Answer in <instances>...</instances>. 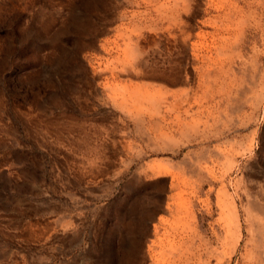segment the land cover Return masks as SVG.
Listing matches in <instances>:
<instances>
[{
    "label": "rangeland",
    "instance_id": "rangeland-1",
    "mask_svg": "<svg viewBox=\"0 0 264 264\" xmlns=\"http://www.w3.org/2000/svg\"><path fill=\"white\" fill-rule=\"evenodd\" d=\"M253 202L264 0H0V264H264Z\"/></svg>",
    "mask_w": 264,
    "mask_h": 264
},
{
    "label": "bare ground",
    "instance_id": "bare-ground-1",
    "mask_svg": "<svg viewBox=\"0 0 264 264\" xmlns=\"http://www.w3.org/2000/svg\"><path fill=\"white\" fill-rule=\"evenodd\" d=\"M222 7V6H221ZM223 8V7H222ZM220 9V8H219ZM230 9V8H229ZM234 11V10H233ZM225 13V12H224ZM228 14V13H227ZM231 14V13H230ZM232 15V14H231ZM230 15V16H231ZM226 16V15H225ZM224 19V18H223ZM225 20H227L226 19V17H225ZM160 21V20H159ZM179 21V20H178ZM228 21V20H227ZM223 22V21H222ZM226 22V21H225ZM155 23V22H154ZM230 23V22H229ZM231 24V23H230ZM148 26V25H147ZM155 26H156V24H155ZM182 26V25H181ZM184 26V25H183ZM217 26H218V24H217ZM226 26V25H225ZM229 26V25H228ZM233 26V25H232ZM149 27V26H148ZM150 28V27H149ZM153 28V27H152ZM155 29H156V27H155ZM224 29V28H223ZM229 36V35H228ZM225 40V39H224ZM216 43V42H215ZM136 46V45H135ZM134 46V47H135ZM133 51V50H132ZM142 52V51H141ZM132 53V52H131ZM133 53H135V52H133ZM132 53V54H133ZM131 54V55H132ZM130 55V56H131ZM147 55V54H146ZM133 56V55H132ZM142 56V55H141ZM136 57V56H135ZM130 58V57H129ZM137 58V57H136ZM140 58V57H139ZM203 58V57H202ZM132 59V58H131ZM205 59V58H204ZM213 59V58H212ZM220 59V58H219ZM133 60V59H132ZM140 60H143V59H140ZM202 60V59H201ZM217 60V59H216ZM215 61V60H214ZM142 62V61H141ZM145 62V61H144ZM147 65V64H146ZM147 73V72H146ZM148 74V73H147ZM171 107V106H170ZM144 109V108H143ZM170 110V109H169ZM174 110V109H173ZM144 112V111H143ZM151 113V112H150ZM142 114V113H141ZM140 116V115H139ZM186 131V130H185ZM165 132V131H164ZM189 132V131H188ZM165 134H167V133H165ZM188 135H189V133H187ZM192 134V133H191ZM167 136V135H166ZM186 136V135H185ZM168 138V137H167ZM190 138V137H189ZM161 139V138H160ZM166 139V138H165ZM169 139V138H168ZM161 140H163V138L161 139ZM177 140H179V139H177L176 138V141H174V140H170V141H166L165 140V142L167 143V145L168 146H173V145H177L179 142L177 141ZM160 142V141H159ZM165 144V143H164ZM179 144H181V143H179ZM178 147H179V145H178ZM164 148H166V147H164ZM175 148V147H174ZM177 148V147H176ZM170 150H172V149H170ZM185 164V163H184ZM175 165V164H174ZM173 165V166H174ZM175 168V167H174ZM181 168V167H180ZM191 169V168H190ZM195 169V168H194ZM175 170V169H174ZM208 170V169H207ZM208 172V171H207ZM211 172H213L212 170H211ZM209 173V172H208ZM207 175V174H206ZM213 176H215V175H213ZM227 176V175H226ZM215 179H213V181H214ZM174 181V180H173ZM222 181H223V179H222ZM172 183V182H171ZM206 184V183H205ZM196 186H197V184H196ZM212 186V185H211ZM177 188V187H176ZM210 190V189H209ZM193 191V190H192ZM186 193V192H185ZM231 193H233V192H231ZM230 193V194H231ZM188 194V193H187ZM195 194V193H194ZM211 195V194H210ZM208 196V195H207ZM231 196V195H230ZM188 197V196H187ZM210 197V196H209ZM223 197V196H222ZM238 197V196H237ZM208 198V197H207ZM209 200V199H208ZM237 201V200H236ZM227 202V201H226ZM250 202H252V201H250ZM194 203V202H193ZM207 204H208V202H207ZM253 204H254V202H253ZM259 204V203H258ZM233 206V205H232ZM237 206V205H236ZM254 206H255V208H256V210H258V211H260V212H263V214H264V206H261L260 204L259 205H257V203H255L254 204ZM223 207V206H222ZM218 208V207H217ZM239 208V207H238ZM189 209V208H188ZM192 209V208H191ZM228 209H229V207H228ZM187 210V209H186ZM193 211V210H192ZM224 213V212H223ZM251 213V212H250ZM253 213V212H252ZM193 214V213H192ZM240 214V213H239ZM262 214V215H263ZM230 215V214H229ZM261 215V216H262ZM219 216V215H218ZM263 218V217H262ZM226 219V218H225ZM229 219H232V218H230L229 217ZM240 219V218H239ZM179 221V220H178ZM227 221V220H226ZM233 222V221H232ZM169 223V222H168ZM234 223V222H233ZM242 223V222H241ZM259 223V222H258ZM263 223V222H262ZM260 225V224H259ZM255 226H257L256 225V223H255ZM260 227V226H259ZM217 228V227H216ZM223 229H224V227H223ZM253 229V228H252ZM264 229V228H263ZM236 230V229H235ZM259 230H260V228H259ZM262 230V229H261ZM256 231L258 232V228L256 229ZM250 232V231H249ZM191 233V232H190ZM193 233V232H192ZM216 233V232H215ZM262 233V232H261ZM254 236H256V235H254ZM257 236H259L258 234H257ZM191 238V237H190ZM254 238V237H253ZM263 238V237H262ZM162 240H163V238H162ZM258 240V239H257ZM260 240V239H259ZM264 241V240H263ZM163 242V241H162ZM252 242V241H251ZM256 242V241H255ZM154 243V242H153ZM166 243V242H165ZM218 244V243H217ZM248 244V243H247ZM258 244V243H257ZM228 245V244H227ZM249 245V244H248ZM252 245V244H251ZM239 246V245H238ZM263 246V245H262ZM155 247V246H154ZM210 250V249H209ZM241 250V249H240ZM253 250V249H252ZM253 252V251H252ZM252 252H251V255H252ZM257 252H259V251H257ZM198 253V252H197ZM254 253V252H253ZM264 253V252H263ZM184 254V253H183ZM190 254H192V253H189V255ZM236 254V253H235ZM239 254V253H238ZM155 255V254H154ZM162 256V255H161ZM164 257V256H163ZM209 257V256H208ZM216 257V256H215ZM250 257V256H249ZM254 257V256H253ZM262 259H261V262H263L264 263V254H263V256L261 257ZM173 261H174V259H172ZM211 260V259H210ZM233 260V259H232ZM177 261V260H176ZM194 261V260H193ZM214 261V260H213ZM228 261V260H227ZM184 262V261H183ZM203 262H204V260H203ZM252 262V261H251ZM226 263V262H225ZM171 264V263H170ZM174 264V263H173ZM224 264V263H223Z\"/></svg>",
    "mask_w": 264,
    "mask_h": 264
}]
</instances>
